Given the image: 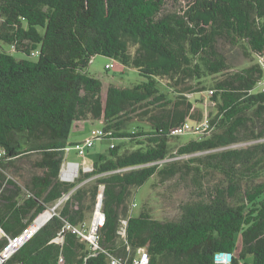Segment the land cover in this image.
Returning a JSON list of instances; mask_svg holds the SVG:
<instances>
[{"label":"trees","instance_id":"16d2710c","mask_svg":"<svg viewBox=\"0 0 264 264\" xmlns=\"http://www.w3.org/2000/svg\"><path fill=\"white\" fill-rule=\"evenodd\" d=\"M184 1L166 11L167 0H0V251L63 200L2 264H110L140 248L149 264H219V251L234 254L230 264H264V66L238 68L226 52L264 56V0ZM96 55L145 79L112 83L104 95L88 71ZM209 90L212 129L174 151L171 139L185 133L171 129L206 116L193 98ZM89 118L103 122L98 138L117 142L64 181L69 134ZM134 119L141 123L129 127ZM240 142L248 145L232 147ZM212 172L221 180L206 188ZM190 175L201 196L182 202L175 219L154 217L147 204L134 214V188ZM102 189L94 249L68 225L86 224Z\"/></svg>","mask_w":264,"mask_h":264},{"label":"rangeland","instance_id":"374dc122","mask_svg":"<svg viewBox=\"0 0 264 264\" xmlns=\"http://www.w3.org/2000/svg\"><path fill=\"white\" fill-rule=\"evenodd\" d=\"M184 0H167L166 4V11L170 10H177L181 5L184 4ZM1 21V17H0ZM6 49L9 51H14V49L10 46L5 45ZM15 52V51H14ZM226 52L229 56L230 62L234 64L236 67L241 68L247 66L249 64L259 62L262 66H264V56L259 57L257 55H253L252 58L246 57L243 53L242 49L240 48H226ZM18 57H25L24 54L21 52L15 53ZM107 63H113V67L110 69L106 68ZM88 71L102 79L103 81V94H106L107 87L114 83L120 86H131L135 83H138L145 78L141 76L135 68L126 67L122 65L119 61L114 60L110 57L104 55H96L93 57L92 61L89 64ZM221 74L215 75L214 78H220ZM210 79H213L212 77ZM264 87V77L263 79L257 84L256 90L262 89ZM195 94V93H194ZM194 94H191L193 96ZM193 99H200L202 100L200 103L206 113L215 112L214 102L211 100V95L209 91H205L202 93H197L194 95ZM102 120L89 118L86 120H82L79 122L74 123L71 132L68 137V147L66 148L65 160L77 162L80 164V169H84V167L91 165L93 163V159H96L101 152H104L108 149V147L117 140L107 137L97 138L95 140V145L90 147L86 152V157L80 155L77 152V148L75 144L77 142H82L83 140L89 138L91 136V131L93 129L102 128ZM137 123H141L138 119H134L130 124L129 127L132 125H136ZM197 135L194 132H187L175 139H171L170 146L175 151L176 147L179 144L185 143ZM264 140V139H263ZM262 140V141H263ZM247 142H240L234 144L232 147H245L247 146ZM124 147L132 149L134 146L132 143L127 142ZM209 152H199L194 155H204ZM190 155H184L177 157V159H187ZM176 158H171V160ZM86 160V161H85ZM30 165L25 164L22 173L29 175ZM208 180L204 181L203 186L208 187L214 185L216 182L221 180V174L212 172L209 174ZM18 180H21L19 175L15 176ZM134 201L136 203L133 206L134 214H138L140 212L141 207L143 204H147L152 209V214L154 217L159 219H175L179 215L180 211V204L187 200H193L199 198L201 195V191L199 186L193 181L192 176H185L184 177H175L164 184L158 182L157 178L154 177L147 181L144 185L140 187L134 188ZM62 202L59 204L61 205ZM58 204H53L51 207H58ZM48 208V209H51ZM52 213L54 212L53 209ZM95 213L92 214L86 220V226L88 228L91 227V223L93 221ZM239 246H241V241H239Z\"/></svg>","mask_w":264,"mask_h":264},{"label":"built area","instance_id":"2783aa9c","mask_svg":"<svg viewBox=\"0 0 264 264\" xmlns=\"http://www.w3.org/2000/svg\"><path fill=\"white\" fill-rule=\"evenodd\" d=\"M113 67V63H107L106 68L110 69ZM264 88V87H263ZM210 95L213 94L212 90H209ZM212 129V124L210 121L209 115L206 113V116L200 121H186L185 123L175 126L171 129V133L173 135H180L186 132H194V133H204L209 132ZM103 130L100 128L93 129L91 131V136L89 138L83 140L82 142L75 145L77 148V152L86 157V152L90 147H93L95 143V139L103 135ZM86 161V160H85ZM92 165H88L86 167L83 166V170L90 171L92 170ZM80 164L72 161L63 162L61 170H60V177L64 181H74L80 175ZM63 200L59 201L57 204L59 205ZM56 207H53L55 212ZM98 210V209H96ZM96 210L93 221L91 223V227L87 231L86 224H82L80 226H71L68 225V228L71 229L74 233H77L81 238L89 241L91 246L95 249L100 247L99 245V234L98 230L101 226H103L105 221V215L101 211L99 220H96ZM53 212V213H54ZM42 216V215H41ZM40 216V217H41ZM38 217L33 223L26 226L23 231L13 237H10L8 242L4 245V247L0 251V264L5 262L9 259L24 243H26L30 238L34 236V234L39 230L46 220L40 222ZM126 224V221H124ZM1 231V229H0ZM121 233H125V227L123 226ZM2 233H0V237ZM234 254L228 251H219L215 254L214 259L215 262L219 264H230L233 260ZM150 254L146 248H140L137 255L132 259L129 260L128 258L124 259L123 257L118 256H111L110 257V264H149Z\"/></svg>","mask_w":264,"mask_h":264},{"label":"water","instance_id":"95a60500","mask_svg":"<svg viewBox=\"0 0 264 264\" xmlns=\"http://www.w3.org/2000/svg\"><path fill=\"white\" fill-rule=\"evenodd\" d=\"M77 163V162H76ZM100 199H99V202H98V205H97V209H100V207L102 206V199H103V189L101 190V192H100ZM51 209H53L52 207H51ZM53 216V213H51V215H50V217L46 220V222L51 218Z\"/></svg>","mask_w":264,"mask_h":264},{"label":"bare ground","instance_id":"6f19581e","mask_svg":"<svg viewBox=\"0 0 264 264\" xmlns=\"http://www.w3.org/2000/svg\"><path fill=\"white\" fill-rule=\"evenodd\" d=\"M96 212H97V213H96V215H97V216H96V220H99V218H100L99 216L101 215V214H100V212H101V207H100V209L96 210Z\"/></svg>","mask_w":264,"mask_h":264},{"label":"crops","instance_id":"0c3cea01","mask_svg":"<svg viewBox=\"0 0 264 264\" xmlns=\"http://www.w3.org/2000/svg\"><path fill=\"white\" fill-rule=\"evenodd\" d=\"M50 207H51V205H50L48 208H50ZM0 229H1V228H0ZM0 233H3L2 229H1Z\"/></svg>","mask_w":264,"mask_h":264}]
</instances>
